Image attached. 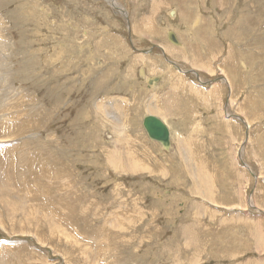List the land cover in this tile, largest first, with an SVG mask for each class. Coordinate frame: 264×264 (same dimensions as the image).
Instances as JSON below:
<instances>
[{
    "label": "rangeland",
    "instance_id": "obj_1",
    "mask_svg": "<svg viewBox=\"0 0 264 264\" xmlns=\"http://www.w3.org/2000/svg\"><path fill=\"white\" fill-rule=\"evenodd\" d=\"M153 4L0 0V264H264V0ZM161 81L167 148L142 124ZM120 127L143 165L110 164Z\"/></svg>",
    "mask_w": 264,
    "mask_h": 264
},
{
    "label": "bare ground",
    "instance_id": "obj_2",
    "mask_svg": "<svg viewBox=\"0 0 264 264\" xmlns=\"http://www.w3.org/2000/svg\"><path fill=\"white\" fill-rule=\"evenodd\" d=\"M190 1H192V0H190ZM166 2V1H165ZM117 3V2H116ZM115 3V4H116ZM167 4H169V3H167ZM191 4V3H190ZM129 5V4H128ZM175 5V4H174ZM153 6H154V9H159V8H164V4L162 5L161 4V0H154V4H153ZM262 8V7H261ZM57 9V8H56ZM183 9V8H182ZM190 9V8H189ZM44 10V9H43ZM161 11V10H160ZM163 11V10H162ZM129 12V11H128ZM58 13V12H57ZM62 13V12H61ZM167 13V12H166ZM229 13V12H228ZM47 14V13H46ZM156 16V15H155ZM46 17V16H45ZM167 17V16H166ZM152 19H153V17H151V18H149V19H145L144 21H143V23H142V25H141V28H140V31H148V32H151L152 33V35H153V32L152 31H155L154 30V27H153V25H152ZM130 20V19H129ZM198 20V19H197ZM65 21V20H64ZM131 21V20H130ZM136 24V23H135ZM154 24V23H153ZM197 23L196 22H194V26H193V28L195 27V26H197L196 25ZM200 24V23H199ZM155 25V24H154ZM186 25V24H185ZM137 26V25H136ZM165 26V25H164ZM188 26H189V24H188ZM54 29V28H53ZM198 29V28H197ZM173 30V29H172ZM199 30V29H198ZM247 30V29H246ZM135 31V30H134ZM204 31V30H203ZM203 31H201L202 33H203ZM136 33V32H135ZM176 33V32H175ZM139 34H141V33H139ZM160 34V33H159ZM177 34H179V33H177ZM216 34V33H215ZM142 35V34H141ZM140 35V36H141ZM167 35V34H166ZM152 37V36H151ZM150 37V38H151ZM161 37V36H160ZM193 38V37H192ZM191 38V39H192ZM201 38V37H200ZM141 40H142V38H140ZM145 39V38H144ZM147 39V38H146ZM152 39V38H151ZM162 39V38H161ZM195 39H197V38H195ZM154 40V39H153ZM179 41V40H178ZM177 41V46H182V43L179 41L178 42ZM182 41V40H181ZM197 41V40H196ZM75 42V41H74ZM203 42V41H202ZM162 43V42H161ZM196 43H198V42H196ZM208 43V42H207ZM248 44V43H247ZM125 45V44H124ZM175 45V44H174ZM187 45V44H186ZM189 45V44H188ZM211 45V44H210ZM185 46V45H184ZM202 46V45H201ZM246 46V45H245ZM173 48V47H172ZM171 48V49H172ZM179 48H181V47H179ZM190 48V47H189ZM211 48V47H210ZM261 48V47H260ZM126 49V48H125ZM192 49H193V47H192ZM203 49V48H202ZM244 49V48H243ZM175 50V49H174ZM189 50V49H188ZM172 51V50H171ZM185 51H186V49H185ZM194 51V50H193ZM175 52V51H174ZM205 52V51H204ZM235 52V51H234ZM228 53H230V52H228ZM171 54V53H170ZM188 55V54H187ZM230 55V54H229ZM245 55V54H244ZM183 56H185V55H183ZM193 56V55H192ZM210 56V55H209ZM208 56V57H209ZM222 56V55H221ZM233 56V55H232ZM179 57H180V55H179ZM211 57V56H210ZM235 57V56H234ZM233 57V58H234ZM142 58V57H141ZM182 58H184V57H182ZM213 59V58H212ZM237 59H239V58H237ZM168 60V59H167ZM201 60V59H200ZM223 60V59H222ZM236 60V59H235ZM243 60V59H242ZM249 60V59H248ZM260 60V59H259ZM182 61H183V59H182ZM240 61V60H239ZM261 61V60H260ZM132 62H134V61H132ZM144 62V61H143ZM227 62H230V61H227ZM234 62V61H233ZM198 63H200V62H198ZM221 63V62H220ZM231 63V62H230ZM236 63H238V62H236ZM248 63V62H247ZM172 64V63H171ZM195 64V63H194ZM202 65H200V67H201V69H203V68H205L206 67V65H205V63H201ZM245 64V63H244ZM264 64V63H263ZM262 64V65H263ZM238 65V64H237ZM197 66V65H196ZM211 66H212V64H211ZM223 66H224V68L226 67V61H225V64H223ZM149 67V66H148ZM262 67V66H261ZM159 68V67H158ZM129 69V68H128ZM198 69V68H197ZM206 69H208V70H211V68L210 67H206ZM228 69V68H227ZM230 69V68H229ZM228 69V70H229ZM259 69H261L262 70V68H259ZM180 70V69H179ZM221 71V70H220ZM219 71V72H220ZM227 71V70H226ZM148 72V71H147ZM184 72V71H183ZM252 72V71H251ZM263 72V71H262ZM178 73V72H177ZM132 74V73H131ZM142 75H144V78L146 77V75H145V70L142 68V73H141ZM171 74V73H170ZM172 74H174V73H172ZM182 74V73H181ZM230 74H232V73H230ZM252 74V73H251ZM259 74V73H258ZM263 74V73H262ZM179 75V74H178ZM229 75V74H228ZM239 75H241V73L239 74ZM246 75V74H245ZM156 76H158V75H156ZM159 76H160V74H159ZM172 76V75H171ZM226 76V75H225ZM232 76H233V74H232ZM243 76V75H242ZM251 76V75H250ZM19 77V76H18ZM143 77V76H142ZM230 77H231V75H230ZM234 77V76H233ZM252 77H254V76H252ZM264 76H262V77H260V79L261 78H263ZM148 78V77H147ZM229 78V77H228ZM246 78H247V76H246ZM150 78H148L147 79V81L149 80ZM230 79H232V77L230 78ZM259 79V78H258ZM257 79V80H258ZM8 80V79H7ZM177 80V79H176ZM238 80V79H237ZM249 80V79H248ZM261 80H263V79H261ZM253 81V80H252ZM2 82V81H1ZM240 82V81H239ZM245 82V81H244ZM95 83V82H94ZM232 83H234L233 81H232ZM237 83H238V81H237ZM236 83V84H237ZM258 83V82H257ZM249 84V83H248ZM240 85V84H239ZM247 85V84H246ZM260 85V84H259ZM262 85V84H261ZM162 86V85H161ZM161 86H159L157 89L159 90V88L161 87ZM192 86V85H191ZM240 86H242V85H240ZM183 87V86H182ZM193 87V86H192ZM209 87V86H208ZM247 87V86H246ZM249 87V86H248ZM251 87V86H250ZM249 87V88H250ZM264 87V86H263ZM189 88H190V86H189ZM223 88V87H222ZM225 89V88H224ZM238 89V88H237ZM236 89V90H237ZM253 89H257V87L256 88H253ZM259 89V88H258ZM146 90H148L149 91V89H146ZM152 90V89H151ZM190 90H192V89H190ZM242 90V89H241ZM147 91V92H148ZM157 91V90H156ZM161 91V90H160ZM164 91V90H163ZM178 91V90H177ZM255 91V90H254ZM15 92V91H14ZM144 92H145V90H144ZM231 92H232V96H235L234 94H235V89H231ZM240 92V91H239ZM146 93V92H145ZM151 93V92H150ZM211 93V92H210ZM258 94H259V92H257ZM16 94V93H15ZM253 94V93H252ZM264 94V93H263ZM54 95V94H53ZM157 94H155V96H156ZM178 95V94H177ZM207 95V94H206ZM146 96H147V94H146ZM208 96V95H207ZM212 96V95H211ZM249 96H251L250 94H249ZM254 96H256V95H254ZM258 96V95H257ZM18 97V96H17ZM148 97V96H147ZM174 97V96H173ZM247 97V96H246ZM261 97H263V96H261ZM19 98V97H18ZM149 98V97H148ZM211 98V100H212V97H210ZM233 98V97H232ZM235 99H237L236 98V96L234 97ZM245 98V97H244ZM251 99H253V98H251ZM240 100V99H239ZM255 100H256V98H255ZM258 100V99H257ZM263 100V99H262ZM207 101V100H206ZM237 101V100H236ZM251 101V100H250ZM144 102H146L147 103V99L144 101ZM151 102V101H150ZM212 102V101H211ZM242 102H245V101H242ZM263 102H264V100H263ZM106 103V102H105ZM109 103V102H108ZM160 103V102H159ZM238 103V102H237ZM237 103H236V105H237ZM260 103H262V102H260ZM23 104V103H22ZM119 104V103H118ZM107 105V104H106ZM247 105V104H246ZM262 105V104H261ZM64 106V105H63ZM99 105L97 104L96 105V108L98 107ZM105 106V105H104ZM108 106V105H107ZM112 106H114V107H112L113 109H117L118 107H117V105H115L114 103H112ZM119 106H120V104H119ZM244 106V105H243ZM144 107H145V105H144ZM248 107V106H247ZM106 108V106L104 107V109ZM136 108V107H135ZM234 108V107H233ZM25 109H26V107H25ZM110 109V108H109ZM32 110V109H31ZM106 110V109H105ZM104 110V111H105ZM150 111H151V113H154L153 112V109L151 108L150 109ZM255 111H257V109H255ZM99 112V111H98ZM107 112H109V111H107ZM149 112V111H148ZM258 112V111H257ZM256 112V113H257ZM252 112L250 111V114H251ZM100 114V113H99ZM249 114V113H248ZM263 114V113H262ZM104 115L106 116V115H108V114H105L104 113ZM145 115V114H144ZM252 115H253V113H252ZM260 115V114H259ZM101 116V115H100ZM152 116V114H148V115H146V117H151ZM145 117V118H146ZM8 118V117H7ZM91 118V117H90ZM102 118H104V117H102ZM155 118V117H154ZM256 118V117H255ZM260 118V117H259ZM26 119V118H25ZM29 119V118H28ZM99 119V118H98ZM116 119H118V118H116ZM134 119V118H133ZM144 119V118H143ZM257 119V118H256ZM109 120V119H108ZM207 120V119H206ZM14 121V120H13ZM113 121V120H112ZM144 121V120H143ZM166 121H169L168 119H166ZM171 121V120H170ZM248 121V120H247ZM20 122V121H19ZM114 122V121H113ZM250 122H253V120L251 121L250 120ZM15 123V122H14ZM140 123V122H139ZM245 123V122H244ZM7 124V123H6ZM9 124V123H8ZM98 124V123H97ZM96 124V125H97ZM118 124V123H117ZM143 124H144V122H143ZM165 124V123H164ZM257 124V123H256ZM106 125V124H105ZM115 125V124H114ZM122 125V124H121ZM166 125V124H165ZM168 125V124H167ZM261 125V124H260ZM103 126V125H102ZM169 126V125H168ZM196 126V125H195ZM252 126V125H251ZM105 127V126H104ZM103 128V127H102ZM199 128V127H198ZM263 128H264V126H263ZM106 129V128H105ZM168 129V128H167ZM4 130V129H3ZM131 130H132V128H131ZM128 131V130H127ZM127 131H125V132H127ZM168 131H169V134H170V141H169V145H171V142H172V138H171V136L173 137V135L175 134L174 132L173 133H171L170 132V130L168 129ZM197 131H199V130H196V131H194V132H197ZM258 131V130H257ZM261 131V130H260ZM262 131H263V129H262ZM117 134H119L118 135V138H119V140H120V142H121V144H123L124 145V148H123V150L121 151V149H119L118 147L114 150V152H112L111 154H109V156L108 157H110V158H116L114 161H113V163H110V164H115V166L117 167V163H120L121 162V166H123V162H125V165H127V167L129 166V165H131V166H136V168L140 165H143V164H141L140 162L142 161V159H140L139 157H136V158H132L131 157V154L133 153V150L131 149V147H129V145H127L126 143H127V139L126 138H123L122 137V135L124 134V129L123 128H119V129H117ZM130 132V131H129ZM133 132V131H132ZM132 132H130V133H132ZM87 133H89V132H87ZM128 133V132H127ZM134 133V132H133ZM137 133V132H136ZM83 134V133H82ZM125 135H127L126 133H125ZM133 135V134H132ZM131 136V135H130ZM134 136V135H133ZM145 136V135H144ZM261 137V136H260ZM128 138V137H127ZM133 138H135L136 139V137H133ZM167 137H164L163 136V140H165ZM259 138V137H258ZM131 139V138H130ZM263 139V138H262ZM139 140V139H138ZM183 141H184V143L183 142H180V145H182L184 148H188L186 145L188 144V140L187 139H182ZM141 141V140H140ZM118 143H119V141H117ZM142 142V141H141ZM259 142V144H260V141H258ZM118 143H116L117 145H118ZM250 143V142H249ZM264 143V142H263ZM1 144V143H0ZM82 144V143H81ZM115 144V145H116ZM120 144V145H121ZM186 144V145H185ZM146 145H147V143H146ZM154 145V144H153ZM157 145V144H156ZM152 146V145H151ZM165 146H167V144H165V143H163V147L164 148H166ZM239 146V145H238ZM76 147V146H75ZM81 147V146H80ZM106 147H108V146H106ZM109 148V147H108ZM139 148V147H138ZM137 148V149H138ZM145 148V147H144ZM155 148H156V146H155ZM79 149V148H78ZM127 149H130L131 150V154L129 153V152H127ZM191 149V148H190ZM195 149V148H194ZM240 149V148H239ZM64 150V149H63ZM158 150V149H157ZM156 151V150H155ZM188 151H189V148H188ZM194 152L193 153H195V150H193ZM120 152H122V154H120ZM139 152H140V150H139ZM152 152V151H151ZM124 153V154H123ZM192 153V154H193ZM149 155H150V153H148ZM154 154V153H153ZM63 155H65V153L63 154ZM147 155V154H146ZM148 155V156H149ZM182 155V154H181ZM195 155V154H194ZM163 156V155H162ZM153 157V156H152ZM177 157V156H176ZM184 157V156H183ZM12 158V157H11ZM35 159V158H34ZM148 159V158H147ZM68 160V159H67ZM140 160V161H139ZM145 160V159H144ZM221 160V159H220ZM104 161V160H103ZM112 161V160H111ZM148 161V160H147ZM147 161H145V162H147ZM200 160H198V162H199ZM149 162V161H148ZM230 162V161H229ZM183 163V162H182ZM200 164H199V167H198V169L197 170H200L201 171V163H204V162H199ZM71 164V163H70ZM109 164V165H110ZM145 164V163H144ZM173 164V163H172ZM197 164V163H196ZM207 164V163H206ZM247 164V163H246ZM146 165V164H145ZM183 165H184V163L182 164V168H183ZM204 165V164H203ZM225 165V164H224ZM264 165V164H263ZM148 166V165H147ZM201 166V167H200ZM206 166V165H205ZM205 166H203V167H205ZM207 166H208V164H207ZM213 166V165H212ZM24 167V166H23ZM33 167H34V165H33ZM146 167V166H145ZM202 167V169H204ZM133 169H134V167H132ZM166 168H167V166H166ZM175 168V167H174ZM109 169V168H108ZM115 168H113V170H114ZM121 169H122V167H121ZM149 169V168H148ZM184 169V168H183ZM188 169V168H187ZM186 169V170H187ZM39 170H41V169H39ZM143 170V169H142ZM191 170V169H190ZM189 169H188V172L190 171ZM208 170V169H207ZM216 170V169H215ZM128 171V170H127ZM136 171H137V169H136ZM141 171V170H140ZM150 171V170H149ZM153 171V170H152ZM184 171V170H183ZM213 171V170H212ZM4 172V171H3ZM32 172V171H31ZM30 172V173H31ZM116 172V171H115ZM142 172V171H141ZM193 172V171H192ZM215 172V171H214ZM33 173V172H32ZM131 173H132V171H131ZM198 173V175H197V177H199V179H200V183H201V186H203V188L204 187H206V188H208L209 190H210V180H211V174L209 175V176H206V174H205V170H203V172L200 174V172H197ZM149 174V173H148ZM151 174V173H150ZM123 175V174H122ZM125 175V174H124ZM130 175V174H129ZM158 175V174H157ZM188 175V174H187ZM218 175H220V174H218ZM226 175V174H225ZM132 176V175H131ZM146 176V175H145ZM152 176H155V175H153L152 174ZM31 177V176H30ZM167 177V176H166ZM209 177H210V180H209ZM21 178V177H20ZM27 178H29V177H26V179ZM154 178H157V177H154ZM168 178V177H167ZM220 178V177H219ZM252 178V177H251ZM185 179V178H184ZM190 179H191V177H190ZM224 179H225V177H224ZM228 179V178H227ZM171 180V179H170ZM212 181H214V179H212ZM218 181V180H217ZM233 181V180H232ZM198 182V181H197ZM23 183V182H22ZM191 183V182H190ZM227 183V182H226ZM52 184V183H51ZM227 184H229V183H227ZM206 185V186H205ZM230 185V184H229ZM3 186V185H2ZM26 186V185H25ZM38 186V185H37ZM120 186V185H119ZM215 186V185H214ZM227 186V185H226ZM29 187V186H28ZM84 187V186H83ZM82 187V188H83ZM149 187V186H148ZM39 188V187H38ZM37 188V189H38ZM196 189V188H195ZM205 189V188H204ZM218 189V188H217ZM42 190V189H41ZM200 190V189H199ZM206 190V189H205ZM147 191V190H146ZM127 192V191H126ZM205 192V191H204ZM213 192H214V190H213ZM199 193V192H198ZM206 193V192H205ZM216 193V192H215ZM89 194V193H88ZM120 194V193H119ZM207 195V194H206ZM208 195H210V192H209V194ZM216 195V194H215ZM61 197V196H60ZM120 197V196H119ZM206 198V197H205ZM207 199V198H206ZM206 199H205V201H206ZM5 200V199H4ZM10 200V199H9ZM91 200V199H90ZM208 201H210V200H208ZM192 202V201H191ZM212 202V201H211ZM210 202V203H211ZM9 203V202H8ZM211 204H213V203H211ZM216 204V203H215ZM142 205V204H141ZM10 206V205H9ZM165 206V205H164ZM141 207V206H140ZM200 209V208H199ZM184 210V209H183ZM198 211V210H197ZM174 212V211H173ZM260 213V212H259ZM262 215V214H261ZM47 216V215H46ZM122 216H124V215H122ZM170 216V215H169ZM43 217H45V216H43ZM114 217V216H113ZM116 217V216H115ZM119 217V216H118ZM184 218V217H183ZM183 218H181V219H183ZM113 219V218H112ZM115 219H118V218H115ZM149 221V220H148ZM147 222V221H146ZM170 223V222H169ZM191 225V224H190ZM117 226V225H116ZM119 226V225H118ZM183 226V225H182ZM199 226V225H198ZM13 227H15V226H13ZM191 227V226H190ZM120 228V227H119ZM124 228V227H123ZM122 228V229H123ZM59 228L57 227V230H58ZM61 229V228H60ZM192 229V228H191ZM196 229V228H195ZM56 230V229H55ZM62 230V229H61ZM198 231V230H197ZM58 233H59V231H57ZM124 233V232H123ZM187 233V232H186ZM130 234V233H129ZM177 234V233H176ZM181 234V233H180ZM183 234V233H182ZM128 235V234H127ZM184 235V234H183ZM193 235V234H192ZM178 236H180V235H178ZM182 236V235H181ZM69 238V237H68ZM123 239V238H122ZM130 239V238H129ZM131 240V239H130ZM185 240V239H184ZM176 241V240H175ZM127 242V241H126ZM189 242V241H188ZM181 243V242H180ZM160 244V243H159ZM176 244V243H175ZM194 244V243H193ZM207 245V244H206ZM177 246H179V244L177 245ZM196 246V245H195ZM198 246V245H197ZM197 246H196V248H197ZM202 247V246H201ZM178 248V247H177ZM186 248V247H185ZM187 248H188V246H187ZM199 248V247H198ZM193 249V248H192ZM204 249H205V247H204ZM179 250V249H178ZM184 250V249H183ZM202 250V249H201ZM192 251V250H191ZM182 252V251H181ZM184 252H186V251H184ZM204 252V251H203ZM191 253H193V252H191ZM206 254V253H205ZM182 255V254H181ZM184 255V254H183ZM206 256V255H205ZM195 258V257H194ZM204 259V258H203ZM179 261V260H178ZM177 262V261H176ZM180 262V261H179ZM179 262H177V264H179ZM188 262V261H187ZM190 262V261H189ZM188 262V263H189ZM154 263V262H153ZM182 263V262H181Z\"/></svg>",
    "mask_w": 264,
    "mask_h": 264
},
{
    "label": "water",
    "instance_id": "obj_3",
    "mask_svg": "<svg viewBox=\"0 0 264 264\" xmlns=\"http://www.w3.org/2000/svg\"><path fill=\"white\" fill-rule=\"evenodd\" d=\"M169 34L170 40L174 44H177L174 33L170 32ZM144 128L150 139L158 141L162 145L163 143H165L167 144V146L165 147H169V131L160 119L154 117H146L144 119ZM163 136L167 138L163 140Z\"/></svg>",
    "mask_w": 264,
    "mask_h": 264
},
{
    "label": "crops",
    "instance_id": "obj_4",
    "mask_svg": "<svg viewBox=\"0 0 264 264\" xmlns=\"http://www.w3.org/2000/svg\"><path fill=\"white\" fill-rule=\"evenodd\" d=\"M149 18H151V17H149ZM149 18H146V19H149ZM178 40H179V39H177V41H178ZM178 42H179V41H178ZM166 53H167V52H166ZM171 63H172L173 65H177V64L174 63V62H170V65H171ZM177 69H178V68H177ZM141 73H142V69H141ZM145 75H146V73H145ZM153 76H156V75H153ZM150 78H151V77H150ZM147 79H148V78H147V75H146V77H145L146 82H147ZM163 83H164V81H161V84H160L159 86H161V85L163 86ZM162 86H161L159 89H161ZM189 86H190V88H189ZM192 86H193V85H192ZM192 86H191V84H189V85H183L182 89H188L190 92H191V91H198V90H199V91H202V90H200L199 88L194 87V86L192 87ZM196 88H197L198 90H197ZM146 89H147V88H146ZM146 89H145V92H146L145 94H147V96L149 97V98H148V97L146 96V99H147V105H148V106L151 105V108L153 109V107H152L153 104H152V103L155 102V99L157 98V95L155 96V94H157V92H158L159 90L157 89V87H151L152 90H151L150 88H148L149 91L146 90ZM190 89H192V90H190ZM156 90H157V91H156ZM147 91H148V92H147ZM178 91H180V90H178ZM178 91H177V92H178ZM150 92H151V93H150ZM184 92H185V91L183 90L182 93L185 94ZM171 96H172V94H171ZM172 97H173V96H172ZM150 101H151V102H150ZM149 102H150V103H149ZM147 105H146L144 108L147 109V112L149 111L148 113L152 114L151 117H155L156 114L151 113V111L149 110V108H148ZM141 108H142V107H141ZM161 115H162V114H161ZM145 117H146V116H145ZM145 117H144V119H145ZM156 117H158V116H156ZM156 117H155V118H156ZM144 119H143V120H144ZM143 122H144V121H143ZM162 122H164V123H166V124L169 125V127H170V132H171V133L174 132V133L176 134V130L173 128V125L171 124V121H170V120H169V121H166V119H165V120L162 121ZM142 124H143V123H142ZM179 125H181V126H185L184 123H181V124H179ZM199 128H200L199 130L202 129L201 127H199ZM195 133H199V132L197 131V132H195ZM179 138H180L181 140L183 139L181 136H179ZM182 141H183V140H182ZM183 142H184V141H183ZM194 162H195V161H194ZM195 163H196V162H195Z\"/></svg>",
    "mask_w": 264,
    "mask_h": 264
}]
</instances>
